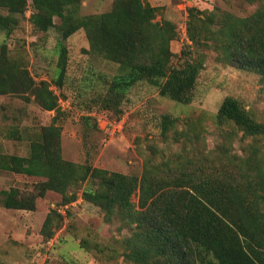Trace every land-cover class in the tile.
<instances>
[{
    "label": "trees",
    "instance_id": "obj_1",
    "mask_svg": "<svg viewBox=\"0 0 264 264\" xmlns=\"http://www.w3.org/2000/svg\"><path fill=\"white\" fill-rule=\"evenodd\" d=\"M31 1L30 20L39 30L54 26V15L62 18L58 85L66 72L64 40L83 28L92 53L119 63L118 72L110 78L99 76L108 85L106 94L94 98L102 107L117 108L126 91L140 81L158 86L163 96L183 103L193 101L204 55L198 52L195 58H187V68L173 65L171 45L178 28L171 19H157L161 6L148 0H115L109 11L79 15L81 0ZM26 3L0 0V6L10 13L23 14ZM0 25L8 26V18L0 15ZM187 33L191 47L212 49L219 60L264 76V5L245 17L218 7L190 6ZM6 53L3 46L0 94L32 92L43 109L56 110L57 95L49 83H37L26 68L9 64ZM217 118L247 137L243 155L232 153L226 142L212 150L193 146L194 153H180L167 162L147 157L141 176L65 159L61 126L47 125L28 157L12 155L0 162V168L45 177L36 183L35 194L11 188L6 192V205L34 210L37 195L47 190L61 193V204L67 205L76 199L73 188L88 183L83 196L103 210L105 221L121 218L136 224L125 239L124 252L125 259L134 264H209L211 258L213 264H264V122L232 95L221 102ZM178 121L170 113L160 115L161 137L168 139L172 131L174 141L184 142V150L192 138L199 143L200 134L178 128ZM92 180L95 188L89 186ZM62 219L58 209L50 210L41 228L45 239L52 238L53 227H59Z\"/></svg>",
    "mask_w": 264,
    "mask_h": 264
},
{
    "label": "rangeland",
    "instance_id": "obj_2",
    "mask_svg": "<svg viewBox=\"0 0 264 264\" xmlns=\"http://www.w3.org/2000/svg\"><path fill=\"white\" fill-rule=\"evenodd\" d=\"M81 1L79 15H90L111 10L115 0ZM160 2L165 5L157 19H172L178 28V37L171 45L175 53L173 65L187 68V58H195L198 52L204 55L193 101L183 103L163 96L158 86L140 81L112 109L102 107L94 98L98 93L106 94L108 89L99 76L110 78L118 72L119 63L92 53L85 29H78L64 40L66 72L62 85H58L62 18L54 15V26L42 31L30 20L34 12L31 0H27L23 14L10 13L7 7L0 6V15L7 17L9 23L0 25V52L6 46L9 64L17 69L26 68L37 83L46 80L58 102L56 110H46L32 92L0 94V162L12 155L28 157L43 128L52 123L61 126L65 159L125 174L141 176L147 157L167 162L179 158L180 153H194L193 146L212 150L226 142L232 153L243 155L247 137L233 125L220 123L217 112L223 99L232 95L264 122V76L219 60L212 49L198 51L191 47L188 8L218 7L245 17L262 7L264 0ZM165 113L179 117L178 128L199 133L200 142L192 138L184 150V142L174 141L172 131L164 140L157 124ZM44 179L0 168V264H134L125 259L124 252L125 239L133 234L136 224L130 225L121 218L105 221L103 210L83 196L88 183L73 188L76 199L67 205L61 204L63 195L52 190L37 195L34 210L6 205V192L11 188L35 194L36 183ZM89 186L95 188L96 183L92 180ZM133 201L138 203V195L133 196ZM52 208L58 209L63 219L59 227H53L52 238L45 239L41 228ZM213 261L211 258L209 264Z\"/></svg>",
    "mask_w": 264,
    "mask_h": 264
},
{
    "label": "crops",
    "instance_id": "obj_3",
    "mask_svg": "<svg viewBox=\"0 0 264 264\" xmlns=\"http://www.w3.org/2000/svg\"><path fill=\"white\" fill-rule=\"evenodd\" d=\"M152 5H155V6H163L165 4H162L160 2V0H148ZM179 6V5H178ZM172 20V19H171ZM174 21V20H173ZM175 22V21H174Z\"/></svg>",
    "mask_w": 264,
    "mask_h": 264
}]
</instances>
